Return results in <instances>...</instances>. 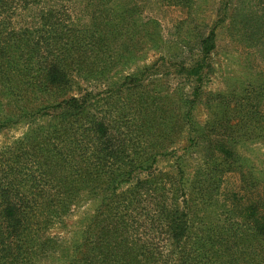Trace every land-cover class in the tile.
I'll list each match as a JSON object with an SVG mask.
<instances>
[{
    "label": "trees",
    "instance_id": "16d2710c",
    "mask_svg": "<svg viewBox=\"0 0 264 264\" xmlns=\"http://www.w3.org/2000/svg\"><path fill=\"white\" fill-rule=\"evenodd\" d=\"M230 11L217 9L234 27ZM220 23L192 45L188 65L158 61L175 65L183 83L175 98L144 94L147 66L107 89L118 108L106 123L92 93L72 94L70 52L52 58L5 35L0 21V128L49 118L0 154V264H264V153L255 152L264 147V75L207 91ZM245 26L259 45L262 25ZM162 157L173 158L169 170L156 168ZM79 197L93 208L67 248L48 251L45 233Z\"/></svg>",
    "mask_w": 264,
    "mask_h": 264
},
{
    "label": "rangeland",
    "instance_id": "374dc122",
    "mask_svg": "<svg viewBox=\"0 0 264 264\" xmlns=\"http://www.w3.org/2000/svg\"><path fill=\"white\" fill-rule=\"evenodd\" d=\"M7 3L0 7V21L6 23L4 34L14 33V38L23 43L39 44V51L51 53L52 58L64 51L70 52L72 94L92 93L97 116L106 115V123L114 121L115 108H118L115 99L109 100L104 95L107 89L147 66L152 68L141 88L144 94L175 98L183 88L182 81L175 78V65L162 68L158 61L165 57L171 64L188 65L196 53L193 48L196 41L207 36L217 21L222 25L217 31L219 49L207 91L226 90L236 85V81L240 85L254 75H264V0H191L188 6L176 4V0H7ZM218 6L228 12L230 8L237 10L234 27H231L233 20L228 16L224 19L223 12L218 16ZM249 19L258 30L262 25L263 31L257 35L262 37L259 45L248 37L245 25ZM226 25H230V29H224ZM186 39L188 44H183ZM202 108L201 119L207 112L206 107ZM48 119L36 117L0 128V154L18 149L17 143L32 129L45 126ZM119 131L125 133L126 130L120 128ZM34 141H27L22 148L28 149ZM255 149L258 155L264 153V147ZM189 160L192 162L195 158ZM173 164V158L162 157L156 168L166 171ZM236 184L234 176L224 182L227 190H232ZM92 203L89 197L77 198L63 223L57 221L50 227L45 235L54 243L48 251H53L54 245L62 251L70 245L73 232L93 208ZM40 259L48 263L47 257Z\"/></svg>",
    "mask_w": 264,
    "mask_h": 264
}]
</instances>
